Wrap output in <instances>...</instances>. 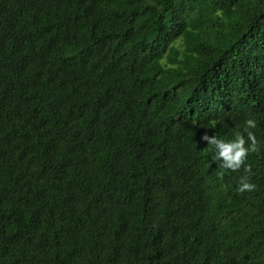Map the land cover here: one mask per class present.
I'll use <instances>...</instances> for the list:
<instances>
[{
  "label": "trees",
  "instance_id": "16d2710c",
  "mask_svg": "<svg viewBox=\"0 0 264 264\" xmlns=\"http://www.w3.org/2000/svg\"><path fill=\"white\" fill-rule=\"evenodd\" d=\"M0 264H264V0H0Z\"/></svg>",
  "mask_w": 264,
  "mask_h": 264
},
{
  "label": "clouds",
  "instance_id": "9594fccd",
  "mask_svg": "<svg viewBox=\"0 0 264 264\" xmlns=\"http://www.w3.org/2000/svg\"><path fill=\"white\" fill-rule=\"evenodd\" d=\"M255 127L256 121L254 119H245L244 132L247 135V140L240 133H237L235 139L231 141H225L214 135H209L207 131L203 132L200 136V141L212 147L214 152L212 158L220 162L219 166L221 169L236 172L243 168L245 174L240 177L237 187L239 194L254 191L256 188V185L250 182V176L253 175L251 165L245 164V160L250 151L253 153L259 151L258 141L255 134L250 130Z\"/></svg>",
  "mask_w": 264,
  "mask_h": 264
}]
</instances>
